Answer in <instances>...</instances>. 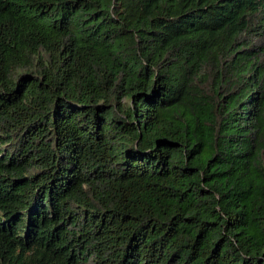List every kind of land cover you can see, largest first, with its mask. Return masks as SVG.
<instances>
[{
    "label": "trees",
    "instance_id": "1",
    "mask_svg": "<svg viewBox=\"0 0 264 264\" xmlns=\"http://www.w3.org/2000/svg\"><path fill=\"white\" fill-rule=\"evenodd\" d=\"M0 264H264V0H0Z\"/></svg>",
    "mask_w": 264,
    "mask_h": 264
}]
</instances>
